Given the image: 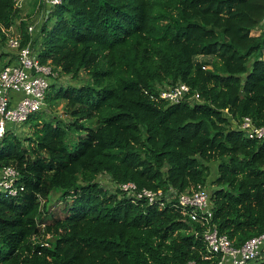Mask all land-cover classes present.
I'll list each match as a JSON object with an SVG mask.
<instances>
[{
  "label": "trees",
  "instance_id": "obj_1",
  "mask_svg": "<svg viewBox=\"0 0 264 264\" xmlns=\"http://www.w3.org/2000/svg\"><path fill=\"white\" fill-rule=\"evenodd\" d=\"M19 12L0 0V43ZM18 32L25 45V22ZM32 43L77 85L51 84L45 97L68 124L42 109L27 137L0 142V170L13 167L23 188L0 191V264H216L204 259L205 230L234 248L264 232V140L238 129L243 118L264 126V0H62ZM178 83L185 101L158 98ZM100 174L138 190L206 187L211 220H192L176 199L109 193ZM52 193L69 200L63 218L45 209Z\"/></svg>",
  "mask_w": 264,
  "mask_h": 264
},
{
  "label": "built area",
  "instance_id": "obj_2",
  "mask_svg": "<svg viewBox=\"0 0 264 264\" xmlns=\"http://www.w3.org/2000/svg\"><path fill=\"white\" fill-rule=\"evenodd\" d=\"M12 1L14 8L21 9L26 0ZM61 1L38 0L37 6L45 12L42 20L49 10ZM35 30L32 25L26 26V32L31 39L25 45H22L23 40L19 32H4L6 45L15 52V57L11 62L0 66V142L8 131L18 136V129L28 118L44 109L46 94L53 84L52 81L58 76L52 67L40 63L37 45L32 43ZM157 90L158 98L171 105L185 101L190 93L189 87L183 83ZM187 100L190 103L199 102L200 96L195 92ZM238 129L248 139L264 140V126L256 127L249 118H243ZM17 179L18 173L13 167L8 166L0 170V191L6 197H15L22 191V186L15 184ZM115 187L133 201L143 200L148 205L164 206L176 199L184 209L183 212L196 222H206L212 217L210 194L206 187L198 186L196 190L181 193L173 188L166 191L138 190L131 182ZM188 208L190 211L186 210ZM43 226L40 225L41 228ZM202 236L209 254L204 259L209 260L213 254L218 257L216 264H251L264 260V232L246 241L240 248H234L228 237L219 234L215 226L205 230Z\"/></svg>",
  "mask_w": 264,
  "mask_h": 264
},
{
  "label": "rangeland",
  "instance_id": "obj_3",
  "mask_svg": "<svg viewBox=\"0 0 264 264\" xmlns=\"http://www.w3.org/2000/svg\"><path fill=\"white\" fill-rule=\"evenodd\" d=\"M37 5H38L37 0H26L24 4H22L21 6L22 8L18 9L20 11L19 20H16L13 23V25L9 28V32H18L19 21L20 23L22 21L25 22L26 26L32 25L35 27V29H37L42 23L43 14L45 13L43 9L39 8ZM253 34L257 35L258 31ZM14 53L15 52L9 49L8 46L5 44V41L3 43H0V55L2 56V58L0 59V66L4 65L6 62L9 61L11 62L13 60ZM263 59H264V52H263ZM88 80H89L88 75L86 73H80L77 81L79 84H84L87 83ZM52 83L55 84L56 86L77 85V82H75V80H72L70 76L64 74H58L57 78L53 80ZM43 108L44 109L42 111H45L46 117H53L66 124H68L71 121L69 116L65 114L64 108L62 106V102L55 107H49L47 102H45ZM28 135H29V128H28V124L25 123L18 129V137L25 138ZM211 166L212 169L216 170V164H212ZM211 175H213V173ZM94 182H97L102 188L106 189L109 193H114L116 190L115 184L106 174H100L94 177ZM68 201L69 200H67L66 202ZM66 202L64 200L59 199V195L57 193H52V195H50L49 201L45 205V209L48 210L50 215L56 218H63L65 216L63 209L66 205Z\"/></svg>",
  "mask_w": 264,
  "mask_h": 264
},
{
  "label": "crops",
  "instance_id": "obj_4",
  "mask_svg": "<svg viewBox=\"0 0 264 264\" xmlns=\"http://www.w3.org/2000/svg\"><path fill=\"white\" fill-rule=\"evenodd\" d=\"M14 96H16L17 98L19 97L17 94H14Z\"/></svg>",
  "mask_w": 264,
  "mask_h": 264
}]
</instances>
